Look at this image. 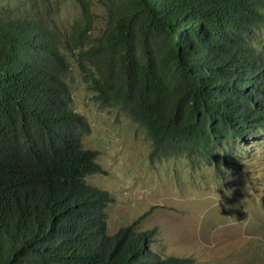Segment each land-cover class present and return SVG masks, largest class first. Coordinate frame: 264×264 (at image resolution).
Wrapping results in <instances>:
<instances>
[{
	"label": "trees",
	"instance_id": "16d2710c",
	"mask_svg": "<svg viewBox=\"0 0 264 264\" xmlns=\"http://www.w3.org/2000/svg\"><path fill=\"white\" fill-rule=\"evenodd\" d=\"M73 2L66 26L56 0L0 6V264H183L136 221L107 231L113 197L87 180L103 168L68 77L74 64L141 124L151 158L218 169L264 126V0Z\"/></svg>",
	"mask_w": 264,
	"mask_h": 264
},
{
	"label": "rangeland",
	"instance_id": "374dc122",
	"mask_svg": "<svg viewBox=\"0 0 264 264\" xmlns=\"http://www.w3.org/2000/svg\"><path fill=\"white\" fill-rule=\"evenodd\" d=\"M56 1L66 26L78 6ZM28 2L0 0V6L15 10ZM96 24L98 32L103 20ZM258 30L264 46V27ZM68 81L72 106L89 124L83 146L99 151L103 168L87 180L113 197L109 233L136 221L139 230L152 231L155 252L184 256L183 264H264V126L236 139L218 169L184 154L151 158L141 124L117 106L100 103L74 64Z\"/></svg>",
	"mask_w": 264,
	"mask_h": 264
}]
</instances>
